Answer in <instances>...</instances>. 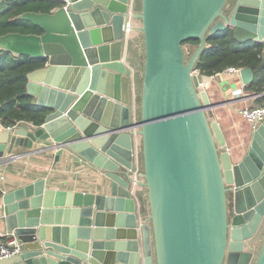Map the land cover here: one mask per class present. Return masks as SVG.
Returning <instances> with one entry per match:
<instances>
[{"label": "water", "instance_id": "obj_1", "mask_svg": "<svg viewBox=\"0 0 264 264\" xmlns=\"http://www.w3.org/2000/svg\"><path fill=\"white\" fill-rule=\"evenodd\" d=\"M140 2L75 0L23 14L38 34L0 36V50L44 60L27 93L47 109L42 126L0 128V158L55 150L54 166L73 159L109 180L100 187L108 195L51 188L45 178L4 192L0 228L22 252L0 264H264V121L233 162L209 115L219 105L204 88L210 77L193 73L208 39L227 30L263 46L264 61V0ZM139 36L134 109L124 47ZM191 39L200 43L188 53ZM240 78L251 86L254 71Z\"/></svg>", "mask_w": 264, "mask_h": 264}, {"label": "crops", "instance_id": "obj_2", "mask_svg": "<svg viewBox=\"0 0 264 264\" xmlns=\"http://www.w3.org/2000/svg\"><path fill=\"white\" fill-rule=\"evenodd\" d=\"M2 1L0 0V3ZM6 3L7 0L0 7L1 13ZM131 32L129 31V36L133 35ZM194 50L195 46L192 44L186 47L188 53H192ZM124 52L126 59H130V63L135 70L132 81V100L135 109L137 107L142 63L144 61L143 43L140 36L129 40L124 47ZM207 77L210 78L206 81L204 88L209 93L211 102L213 104H219L209 111V115L212 120H216L220 124L226 138L227 149L233 162H239L248 153L254 132L251 124L240 115L239 111L245 107L264 105V93H257L251 90L250 86H244L240 76L235 74L223 73ZM22 125L24 123L20 126ZM0 128H3L1 124ZM13 155L16 156L13 157L8 154L6 158L0 160L6 173V181L2 185V195L3 192L12 191L42 178L46 179L48 187L55 189L90 192L102 195L109 194L108 191L100 188L105 186L103 184H109V180L103 173L94 170L92 167L85 166L83 163H76L73 159L70 162H64L62 165L54 166L55 150L41 154H22L20 148H15ZM146 198L147 190L140 189L138 199L139 209L141 217L145 218L149 214V211L147 213L144 212V199ZM79 218L80 214L76 215L75 219ZM94 218L93 225L96 224ZM70 219L72 220V215ZM103 221V225L111 223L108 218H105ZM106 230L107 228H104L105 236L107 235ZM0 232L2 234L6 233L2 228H0ZM256 247H258V242L256 243Z\"/></svg>", "mask_w": 264, "mask_h": 264}, {"label": "trees", "instance_id": "obj_3", "mask_svg": "<svg viewBox=\"0 0 264 264\" xmlns=\"http://www.w3.org/2000/svg\"><path fill=\"white\" fill-rule=\"evenodd\" d=\"M61 5L59 0H7L0 14V36L9 33H40V28L21 16L29 12L50 13ZM136 6L141 8L140 0H137ZM188 43L196 46L200 41L191 39L184 44ZM262 51L263 46L237 41L233 31L218 32L208 39V47L200 56L196 69L203 76H214L229 67L251 68L255 74L251 90L264 93ZM44 65L42 58L15 56L9 51L0 50V123L3 127H13L21 122L35 126L44 124L47 109L37 105L34 97L27 93L28 74ZM144 204V212L147 213L148 198L144 199Z\"/></svg>", "mask_w": 264, "mask_h": 264}, {"label": "built area", "instance_id": "obj_4", "mask_svg": "<svg viewBox=\"0 0 264 264\" xmlns=\"http://www.w3.org/2000/svg\"><path fill=\"white\" fill-rule=\"evenodd\" d=\"M59 1L62 3L61 6L67 8V6L72 4L75 0H59ZM241 70L242 68L229 67L220 74L227 73V74H235V75L240 76ZM193 73L199 76L200 78L203 76L198 69H195ZM239 113L247 122L251 124L253 131H255L258 128V126L264 121V106L245 107V108L240 109ZM22 123H24V125L37 127L34 124L29 123V122H26V123L21 122L15 126H20ZM2 129H6V128L3 127ZM5 181H6V173L4 171L2 162L0 161V189L1 190H2V185L4 184ZM21 252H22V244L20 240H18V238L14 234H11V233L2 234L0 232V260L18 255Z\"/></svg>", "mask_w": 264, "mask_h": 264}, {"label": "rangeland", "instance_id": "obj_5", "mask_svg": "<svg viewBox=\"0 0 264 264\" xmlns=\"http://www.w3.org/2000/svg\"><path fill=\"white\" fill-rule=\"evenodd\" d=\"M0 13H1V12H0ZM189 45H190L189 43H188V44H184L185 47H189ZM260 106H264V105H260ZM260 106H256V107H260ZM22 151H23V150H22ZM9 155H12L13 157L16 156V155H13V154H9ZM6 156H7V155H6ZM6 156H5L4 158H6ZM12 156H11V157H12ZM4 158H0V160H1V159H4ZM13 159H14V158H13Z\"/></svg>", "mask_w": 264, "mask_h": 264}]
</instances>
